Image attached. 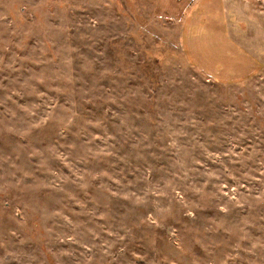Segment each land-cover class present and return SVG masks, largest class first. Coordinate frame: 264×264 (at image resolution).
<instances>
[{"label": "rangeland", "instance_id": "obj_1", "mask_svg": "<svg viewBox=\"0 0 264 264\" xmlns=\"http://www.w3.org/2000/svg\"><path fill=\"white\" fill-rule=\"evenodd\" d=\"M199 1L0 0V264H264V58L191 64Z\"/></svg>", "mask_w": 264, "mask_h": 264}, {"label": "crops", "instance_id": "obj_2", "mask_svg": "<svg viewBox=\"0 0 264 264\" xmlns=\"http://www.w3.org/2000/svg\"><path fill=\"white\" fill-rule=\"evenodd\" d=\"M241 4L200 0L186 21L182 45L187 59L218 83H241L256 76L263 64L264 45L248 36L252 27L245 11L244 17L239 11Z\"/></svg>", "mask_w": 264, "mask_h": 264}]
</instances>
